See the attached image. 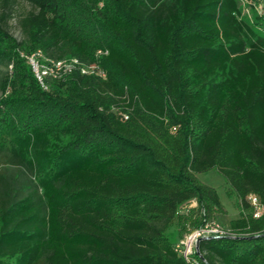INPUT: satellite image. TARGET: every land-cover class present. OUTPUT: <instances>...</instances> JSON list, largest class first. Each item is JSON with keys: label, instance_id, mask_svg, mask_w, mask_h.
<instances>
[{"label": "trees", "instance_id": "trees-1", "mask_svg": "<svg viewBox=\"0 0 264 264\" xmlns=\"http://www.w3.org/2000/svg\"><path fill=\"white\" fill-rule=\"evenodd\" d=\"M21 1L30 42L85 64L107 51V78L43 90L9 35L18 0H0V62L15 65L0 79V153L31 174L0 173V264H187L166 234L224 212L197 178L211 171L238 217L194 257L264 264V36L238 0Z\"/></svg>", "mask_w": 264, "mask_h": 264}, {"label": "rangeland", "instance_id": "rangeland-1", "mask_svg": "<svg viewBox=\"0 0 264 264\" xmlns=\"http://www.w3.org/2000/svg\"><path fill=\"white\" fill-rule=\"evenodd\" d=\"M241 9L242 19L246 21L249 25L253 26L255 32L264 36V0H238ZM30 9V6L18 0L15 5V17L10 21V29L9 35L12 40L16 43H19L18 56L19 58L25 60L28 63V58H30L35 52H41L46 57H48L39 46L30 42L20 31L15 20L18 15L25 13ZM13 42V41H12ZM35 49V50H34ZM66 57V58H70ZM51 58V57H48ZM103 57L97 58L96 54H94L95 62L99 63V66L104 68ZM14 64L7 65L6 62H0V79L6 74H11L14 70ZM1 95V93H0ZM0 173L8 176L12 174L14 179L19 180L22 184H27L31 179V174L27 168L22 166L20 162L14 158L8 152L0 153ZM197 178L207 186H210L215 189L218 194L221 204L224 208V212L222 214H216L212 217V221L215 225L218 226L219 229L224 230L228 228V222L232 219H236L238 217V211L236 208L235 200L230 199L226 195L227 185L221 176H219L215 171H211L207 174L197 175ZM167 238L172 244H176L179 241L178 231L176 227H171L167 231Z\"/></svg>", "mask_w": 264, "mask_h": 264}, {"label": "built area", "instance_id": "built-area-1", "mask_svg": "<svg viewBox=\"0 0 264 264\" xmlns=\"http://www.w3.org/2000/svg\"><path fill=\"white\" fill-rule=\"evenodd\" d=\"M95 54L97 58H100L106 56L108 53L104 50H98ZM28 63L43 90H47V78L58 80L74 72H78L84 76H93L100 80L107 78L105 70L99 66V63L93 62L91 64H85L76 57L54 60L46 57L41 52H35L28 58ZM249 200L252 204H256L254 197H249ZM191 206H195V203L193 202ZM228 234L227 231L219 229L214 222L205 223L203 226L186 234L182 239H179L175 244V248L187 264H198L194 255H198L197 246L199 240Z\"/></svg>", "mask_w": 264, "mask_h": 264}, {"label": "water", "instance_id": "water-1", "mask_svg": "<svg viewBox=\"0 0 264 264\" xmlns=\"http://www.w3.org/2000/svg\"><path fill=\"white\" fill-rule=\"evenodd\" d=\"M200 241V240H199ZM197 249H198V246H197Z\"/></svg>", "mask_w": 264, "mask_h": 264}]
</instances>
